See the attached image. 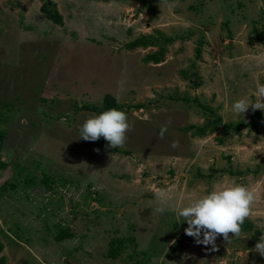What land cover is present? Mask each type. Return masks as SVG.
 I'll list each match as a JSON object with an SVG mask.
<instances>
[{"label": "rangeland", "instance_id": "374dc122", "mask_svg": "<svg viewBox=\"0 0 264 264\" xmlns=\"http://www.w3.org/2000/svg\"><path fill=\"white\" fill-rule=\"evenodd\" d=\"M259 85L264 0H0L3 264H264V111L231 110ZM106 93L123 147L79 138ZM233 181L259 190L241 235L197 244L178 209Z\"/></svg>", "mask_w": 264, "mask_h": 264}, {"label": "clouds", "instance_id": "9594fccd", "mask_svg": "<svg viewBox=\"0 0 264 264\" xmlns=\"http://www.w3.org/2000/svg\"><path fill=\"white\" fill-rule=\"evenodd\" d=\"M255 95V102L247 97L237 99L231 105V110L240 116H243L249 107L264 111V85L257 87ZM168 123L170 124L171 121L169 120ZM130 127L124 111L110 108L86 119L79 128V138L96 141L103 137L108 142V146L123 147ZM166 131L167 125L162 126L160 138L164 137ZM171 146L177 147L178 142L174 141ZM154 196L162 205L156 208L158 213L163 214L169 210L170 198L166 190L155 191ZM258 197V189L233 181L190 199L178 209L177 215L181 221L187 222L188 226L184 229L186 235L193 237L197 244L210 245L215 250L218 236H222L228 242L231 237L241 235V226L252 215ZM258 226H264V220H259ZM254 249L264 257V237L259 238Z\"/></svg>", "mask_w": 264, "mask_h": 264}, {"label": "trees", "instance_id": "16d2710c", "mask_svg": "<svg viewBox=\"0 0 264 264\" xmlns=\"http://www.w3.org/2000/svg\"><path fill=\"white\" fill-rule=\"evenodd\" d=\"M42 11L46 12L48 17L56 24H60V15L58 12L53 8V5L49 6L47 10H44V8H41ZM159 40H154L152 38H149L148 36L141 35L139 38H136L132 40L130 43H128L129 47H135V46H147V45H154V44H159ZM163 48L162 46L159 47V51L162 52ZM148 57H151V59L155 60L158 59L156 57V54H152ZM147 57V58H148ZM79 109L82 110H88L92 111L96 114L101 113L102 111L108 110L110 108H117L120 110L118 105L116 104L113 96L109 93L104 94L102 98V102L99 105L93 104V103H83L79 107ZM202 129H200L201 131ZM4 130H0V146H1V141L3 140L4 137ZM3 162H0V166H3ZM2 249V244L0 243V251ZM4 257H0V264H3Z\"/></svg>", "mask_w": 264, "mask_h": 264}]
</instances>
